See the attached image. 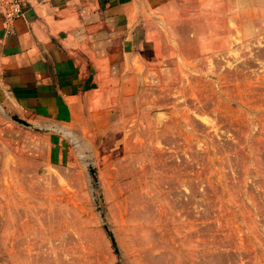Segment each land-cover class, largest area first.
<instances>
[{
    "label": "rangeland",
    "instance_id": "374dc122",
    "mask_svg": "<svg viewBox=\"0 0 264 264\" xmlns=\"http://www.w3.org/2000/svg\"><path fill=\"white\" fill-rule=\"evenodd\" d=\"M164 10L138 75L2 111L0 264H264V0Z\"/></svg>",
    "mask_w": 264,
    "mask_h": 264
},
{
    "label": "crops",
    "instance_id": "0c3cea01",
    "mask_svg": "<svg viewBox=\"0 0 264 264\" xmlns=\"http://www.w3.org/2000/svg\"><path fill=\"white\" fill-rule=\"evenodd\" d=\"M176 2L25 0L10 26L0 10V122L3 110L30 121L65 116L85 95L138 75L152 25Z\"/></svg>",
    "mask_w": 264,
    "mask_h": 264
},
{
    "label": "built area",
    "instance_id": "2783aa9c",
    "mask_svg": "<svg viewBox=\"0 0 264 264\" xmlns=\"http://www.w3.org/2000/svg\"><path fill=\"white\" fill-rule=\"evenodd\" d=\"M0 10L6 24L10 26L16 19L24 16L27 6L25 0H0Z\"/></svg>",
    "mask_w": 264,
    "mask_h": 264
}]
</instances>
